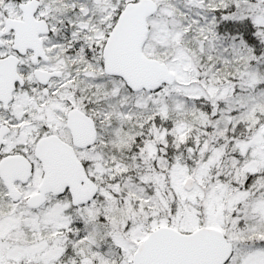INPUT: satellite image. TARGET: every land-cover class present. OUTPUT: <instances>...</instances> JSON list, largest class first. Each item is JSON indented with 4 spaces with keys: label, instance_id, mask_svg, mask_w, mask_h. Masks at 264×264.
Masks as SVG:
<instances>
[{
    "label": "snow or ice",
    "instance_id": "6c2138e0",
    "mask_svg": "<svg viewBox=\"0 0 264 264\" xmlns=\"http://www.w3.org/2000/svg\"><path fill=\"white\" fill-rule=\"evenodd\" d=\"M0 264H264V0H0Z\"/></svg>",
    "mask_w": 264,
    "mask_h": 264
}]
</instances>
